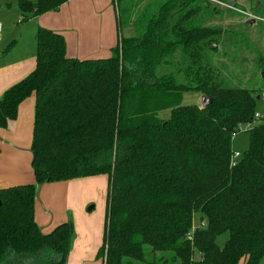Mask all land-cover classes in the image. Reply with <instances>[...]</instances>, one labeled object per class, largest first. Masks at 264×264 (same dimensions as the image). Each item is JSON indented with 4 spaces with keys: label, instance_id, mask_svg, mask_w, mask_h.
I'll return each mask as SVG.
<instances>
[{
    "label": "trees",
    "instance_id": "16d2710c",
    "mask_svg": "<svg viewBox=\"0 0 264 264\" xmlns=\"http://www.w3.org/2000/svg\"><path fill=\"white\" fill-rule=\"evenodd\" d=\"M66 1L20 8L36 16ZM155 6L136 11L137 34L119 35L107 58L68 57L64 37L38 27L34 70L0 97V128L35 98V182L0 188V264H66L73 223L43 233L37 187L100 174L103 264H264V117H255L264 88L227 86L207 61L222 34L199 23L216 12L208 0ZM257 62L263 72L261 55ZM185 91L212 101L182 105ZM244 126L248 145L231 167L233 134Z\"/></svg>",
    "mask_w": 264,
    "mask_h": 264
},
{
    "label": "crops",
    "instance_id": "0c3cea01",
    "mask_svg": "<svg viewBox=\"0 0 264 264\" xmlns=\"http://www.w3.org/2000/svg\"><path fill=\"white\" fill-rule=\"evenodd\" d=\"M21 1L34 3L36 0H0V97L6 89L34 70L38 27L61 34L68 57L82 60L110 56V49L116 44L118 35L112 12L108 17L107 0H67L58 8L36 16L23 13ZM23 15L27 17L25 20H22ZM34 103L32 94L19 104L15 119L0 128V188L35 182L30 150ZM94 187L103 195L105 216L108 188L105 174L44 183L37 187L34 220L43 233L72 218L74 234L66 264L98 262L104 218L101 230L92 231L90 215L85 217L82 214L91 201L88 191L91 193Z\"/></svg>",
    "mask_w": 264,
    "mask_h": 264
},
{
    "label": "rangeland",
    "instance_id": "374dc122",
    "mask_svg": "<svg viewBox=\"0 0 264 264\" xmlns=\"http://www.w3.org/2000/svg\"><path fill=\"white\" fill-rule=\"evenodd\" d=\"M162 1L123 0L118 6L107 0L105 6L107 7L108 17L110 12L113 14L118 37L119 35L130 37L137 34V31L132 26V19L136 11L143 9L145 6L153 9L156 7L155 5L160 4ZM208 1L216 12L214 14L203 13L199 23L205 26L221 27L222 34L217 42L213 43L215 48L206 52L207 61L219 70V76L227 86L253 90L264 88L262 68L257 62L260 55L264 59V0L261 2L259 0L257 6L254 4L255 0H235L233 4L227 0ZM252 18L255 19L254 23L248 25L246 21ZM201 97L202 95L199 92L185 91L182 94L181 104L201 105ZM256 110L259 117H264V102L260 98L257 99ZM159 116L167 118L169 109L160 111ZM257 120H255V123ZM247 128L248 126L241 127L233 137V151L241 153L247 148ZM88 197L91 198V201L88 202L82 214H85V217L90 215L89 225L92 231H100L104 218L103 195L100 190L94 187L91 193L88 191ZM70 220L72 221V218ZM224 239L221 236L217 242L222 245ZM145 252H147V248ZM97 260V264H101L98 256ZM21 264H29V261L23 260Z\"/></svg>",
    "mask_w": 264,
    "mask_h": 264
},
{
    "label": "built area",
    "instance_id": "2783aa9c",
    "mask_svg": "<svg viewBox=\"0 0 264 264\" xmlns=\"http://www.w3.org/2000/svg\"><path fill=\"white\" fill-rule=\"evenodd\" d=\"M2 29V25L0 23V31ZM260 99L264 102V92L261 93ZM255 117L259 118V114L255 113ZM236 135V133L233 134V137ZM241 157V153L237 152V151H232L231 155H230V166L233 167L237 164L238 160ZM204 223H201V225H203ZM193 230V229H192Z\"/></svg>",
    "mask_w": 264,
    "mask_h": 264
},
{
    "label": "water",
    "instance_id": "95a60500",
    "mask_svg": "<svg viewBox=\"0 0 264 264\" xmlns=\"http://www.w3.org/2000/svg\"><path fill=\"white\" fill-rule=\"evenodd\" d=\"M228 2L233 4L235 2V0H228ZM254 21H255V19L252 18V19L247 20L246 23L248 25H250V24L254 23ZM211 47L215 48V45L212 44ZM262 76L264 77V71L262 72ZM211 101H212V99L210 97H206V96L202 95V97H201V105L200 106L201 107H205L206 105L210 104Z\"/></svg>",
    "mask_w": 264,
    "mask_h": 264
}]
</instances>
